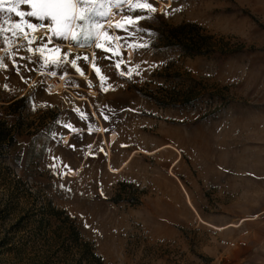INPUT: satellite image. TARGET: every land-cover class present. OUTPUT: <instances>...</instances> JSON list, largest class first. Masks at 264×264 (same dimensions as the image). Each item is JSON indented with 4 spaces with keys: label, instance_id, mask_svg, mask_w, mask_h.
<instances>
[{
    "label": "rangeland",
    "instance_id": "374dc122",
    "mask_svg": "<svg viewBox=\"0 0 264 264\" xmlns=\"http://www.w3.org/2000/svg\"><path fill=\"white\" fill-rule=\"evenodd\" d=\"M158 1L169 5L100 18L101 48L53 38L48 49L72 54L55 68L27 50L44 40L0 37V120L15 132L0 146V264H89L66 240L65 216L99 264H264V0ZM159 14L234 53L154 47ZM137 15L150 18L129 26ZM57 79L64 91L51 89Z\"/></svg>",
    "mask_w": 264,
    "mask_h": 264
},
{
    "label": "snow or ice",
    "instance_id": "6c2138e0",
    "mask_svg": "<svg viewBox=\"0 0 264 264\" xmlns=\"http://www.w3.org/2000/svg\"><path fill=\"white\" fill-rule=\"evenodd\" d=\"M6 4L7 7H5ZM21 5H27L28 10H22ZM121 5H127L129 12H135L136 10L149 13L157 12V8L149 0H0V14H6V18L5 15H0V37L4 38L5 43H8L10 39L18 41L23 38L28 45L34 44L37 40H44L45 43L38 48L29 47L27 50L39 53L40 60L44 61V66L55 68L60 63H68L67 57L72 54L63 51L59 47L48 49L47 46L52 43L53 38L70 39L80 46L96 42L103 29L100 18L111 22V17L115 14L113 8L115 7L119 11ZM13 14L19 17L20 21L13 20ZM165 14L167 15V13ZM121 15L125 14L121 13ZM27 17L35 18L38 21H47L48 23L33 24L26 19ZM147 18H150V16H127L126 23L129 26H135L136 22ZM115 26L118 29L123 27L121 23H116ZM39 28L46 29L44 36L38 37L34 34L30 36L26 31L28 29L35 33ZM123 30L127 31L128 28L123 27ZM8 32H11V37L6 35ZM103 35L108 36L106 29H103ZM116 39H120V37ZM96 47L101 48L102 44L96 42ZM108 50L105 49V51ZM5 51L7 55V50ZM46 52L60 53L61 55L49 62L45 55ZM77 58H73L70 62L79 72L80 69L76 66ZM21 59H24V57H21ZM13 64H16L15 60H13ZM93 67L95 68V65ZM116 67H119V64ZM0 68H7L3 57H0ZM95 71L99 75V69L95 68ZM49 74L51 76L57 75L55 70ZM81 74L83 75L82 72ZM121 74L123 75V73ZM101 78L103 79V77ZM4 87H7V85H4ZM107 118L105 117V119ZM81 119H86L83 113H81ZM65 127L72 128L71 125H65ZM73 131H76V129H73ZM53 167L55 166L53 165Z\"/></svg>",
    "mask_w": 264,
    "mask_h": 264
},
{
    "label": "trees",
    "instance_id": "16d2710c",
    "mask_svg": "<svg viewBox=\"0 0 264 264\" xmlns=\"http://www.w3.org/2000/svg\"><path fill=\"white\" fill-rule=\"evenodd\" d=\"M157 17L160 18V14ZM156 25L157 28L154 30V47L156 48L174 49L188 57H212L217 61H224L234 53L230 50L227 43L224 42L223 37L217 38L195 23L187 22L172 26L161 19ZM190 91L180 98L183 104H190L193 100L194 93L191 89ZM22 99L24 98L13 101L9 104V107L15 106ZM150 99L154 100L158 105H166V103L159 101L157 98L151 97ZM14 133L11 127L0 120V146H10L14 142ZM53 213L59 217L61 212L53 210ZM61 226L66 231V240L80 252L81 257L86 259L89 264H99L100 257L87 242L79 239V233L69 223L68 216L62 219Z\"/></svg>",
    "mask_w": 264,
    "mask_h": 264
},
{
    "label": "bare ground",
    "instance_id": "6f19581e",
    "mask_svg": "<svg viewBox=\"0 0 264 264\" xmlns=\"http://www.w3.org/2000/svg\"><path fill=\"white\" fill-rule=\"evenodd\" d=\"M163 5L168 6V5H169V2H167V4H163V3H161V2L159 1L158 6L162 7ZM39 31L44 32V31H45V28H39ZM70 48H72V49H78V48H75V47H70ZM128 56H129V54H128ZM50 86H51V89H52L53 91H64V90H65L64 79H57L56 82L53 83V84L50 85ZM94 94H95V93H94ZM73 97H74L75 99H77V100H82V98H77V97H75V96H73ZM95 119H96V118H95ZM96 121H97V120H96ZM99 133H100V134L102 133V129L99 130ZM114 138H115V135H114V134L110 135V138H109L110 142H112V141L114 140ZM171 149H172V148H171ZM187 202L189 203V198H188V197H187ZM189 204H190V203H189Z\"/></svg>",
    "mask_w": 264,
    "mask_h": 264
},
{
    "label": "water",
    "instance_id": "95a60500",
    "mask_svg": "<svg viewBox=\"0 0 264 264\" xmlns=\"http://www.w3.org/2000/svg\"><path fill=\"white\" fill-rule=\"evenodd\" d=\"M154 2L158 5L159 4V1L158 0H154Z\"/></svg>",
    "mask_w": 264,
    "mask_h": 264
}]
</instances>
